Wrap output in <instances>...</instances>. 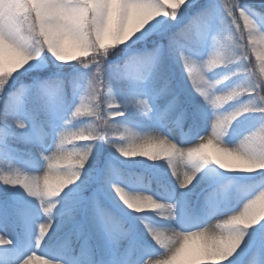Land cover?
I'll return each instance as SVG.
<instances>
[{
    "label": "snow or ice",
    "instance_id": "obj_1",
    "mask_svg": "<svg viewBox=\"0 0 264 264\" xmlns=\"http://www.w3.org/2000/svg\"><path fill=\"white\" fill-rule=\"evenodd\" d=\"M262 204L264 0H0V264H264Z\"/></svg>",
    "mask_w": 264,
    "mask_h": 264
},
{
    "label": "clouds",
    "instance_id": "obj_2",
    "mask_svg": "<svg viewBox=\"0 0 264 264\" xmlns=\"http://www.w3.org/2000/svg\"><path fill=\"white\" fill-rule=\"evenodd\" d=\"M262 208H264V204L261 205ZM244 223L243 219H237L236 221H233L231 223L225 224V230H230L237 226L238 224ZM229 241V237L227 235H224L219 238H211V237H205L201 239V243H203L207 247H225Z\"/></svg>",
    "mask_w": 264,
    "mask_h": 264
},
{
    "label": "rangeland",
    "instance_id": "obj_3",
    "mask_svg": "<svg viewBox=\"0 0 264 264\" xmlns=\"http://www.w3.org/2000/svg\"><path fill=\"white\" fill-rule=\"evenodd\" d=\"M253 59H254V57H253Z\"/></svg>",
    "mask_w": 264,
    "mask_h": 264
}]
</instances>
